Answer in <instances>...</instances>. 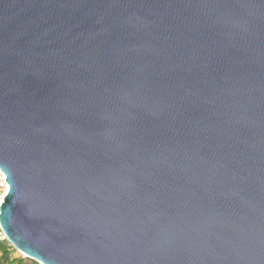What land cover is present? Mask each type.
Instances as JSON below:
<instances>
[{"label": "water", "instance_id": "1", "mask_svg": "<svg viewBox=\"0 0 264 264\" xmlns=\"http://www.w3.org/2000/svg\"><path fill=\"white\" fill-rule=\"evenodd\" d=\"M0 171L39 264H264V0H0Z\"/></svg>", "mask_w": 264, "mask_h": 264}, {"label": "trees", "instance_id": "2", "mask_svg": "<svg viewBox=\"0 0 264 264\" xmlns=\"http://www.w3.org/2000/svg\"><path fill=\"white\" fill-rule=\"evenodd\" d=\"M0 264H39L19 254L10 243L4 239L0 230Z\"/></svg>", "mask_w": 264, "mask_h": 264}, {"label": "built area", "instance_id": "3", "mask_svg": "<svg viewBox=\"0 0 264 264\" xmlns=\"http://www.w3.org/2000/svg\"><path fill=\"white\" fill-rule=\"evenodd\" d=\"M9 186L6 182V176L0 171V205L3 202V199L8 193Z\"/></svg>", "mask_w": 264, "mask_h": 264}]
</instances>
